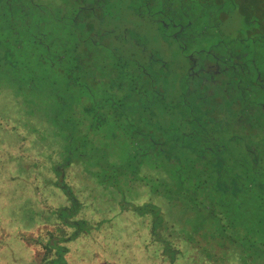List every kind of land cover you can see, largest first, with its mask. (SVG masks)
I'll return each instance as SVG.
<instances>
[{
    "label": "trees",
    "instance_id": "16d2710c",
    "mask_svg": "<svg viewBox=\"0 0 264 264\" xmlns=\"http://www.w3.org/2000/svg\"><path fill=\"white\" fill-rule=\"evenodd\" d=\"M53 1L0 0V96L12 107L0 109V131L15 136L12 148L31 137L40 161L47 149L56 152L57 160L45 158L54 181H43L67 203L50 209L54 233L32 244L21 236L30 264H68L71 242L100 229L79 217L83 205L67 184L72 169L81 186L88 183L92 201L108 195L119 212L147 220L148 245L161 264H264L260 118L246 127V104L236 113L193 106L184 74L175 80L177 99L165 95L153 84L156 71L147 69L155 59L121 28L123 19L104 13L108 0ZM185 2L131 0V9L161 19L170 37ZM156 3L161 9L150 12ZM47 130L49 147L35 146ZM14 161L26 160L0 158V167ZM46 184L39 181V190Z\"/></svg>",
    "mask_w": 264,
    "mask_h": 264
},
{
    "label": "rangeland",
    "instance_id": "374dc122",
    "mask_svg": "<svg viewBox=\"0 0 264 264\" xmlns=\"http://www.w3.org/2000/svg\"><path fill=\"white\" fill-rule=\"evenodd\" d=\"M34 1L44 4H48L50 1L54 3L53 0ZM184 4L185 9L179 7L178 10L181 9L189 13L190 17H194L195 20H191L192 28L197 29L204 24H212V21L218 24L217 30L214 29L208 33L210 44L214 42L212 39L216 38L223 41L232 40L234 37H240L242 40L244 38L246 40L241 46L242 50L248 56L254 53L259 62L264 59V4L262 1L188 0ZM131 7V0H108L103 9L104 13L109 11L117 15L118 19L127 18L126 21L130 26L125 25V27L130 29L129 33L135 36L143 47L142 49L155 59L147 67L149 71H156L153 84L164 90L165 95L177 99V96L174 95V88L177 89L174 82L180 76L179 70L183 69L182 66L185 63L182 58L183 54L167 35L170 31H165L159 24L134 14ZM152 7L150 12L161 9L159 3ZM212 13L213 15L210 17ZM187 18H184L183 21H186ZM260 22L263 23L262 27L258 26ZM253 30H262L261 34L259 32L253 34L256 42L253 38H245ZM210 44L195 42L189 49L196 51L199 46L207 47ZM159 64H163L166 71L161 70L159 73L157 71ZM8 98L9 96H0L1 110L3 107L7 111L12 110V107L7 103ZM5 110L3 111L5 112ZM0 113L3 114V112ZM41 125L44 126V124ZM14 139L15 136L10 132L0 133V141L5 143V145L0 143V158L7 160L12 155L17 157L22 155L26 160L25 163L14 161L11 167H7V162L0 167V239H2L0 253L3 255L0 264H30L32 262L30 260L31 251L29 247L24 246L21 236L32 244L35 243V240H42L45 234L54 233L56 226L51 225L53 219L51 220L50 217V209L59 205L65 206L67 203L60 190L49 182L46 184L43 181V179L54 181L53 175L50 174L51 171L47 170L45 158L50 156L57 160L56 152L51 148L47 149V156H41V161L38 156L41 153V149L37 146L38 143H47V147H49L50 131H46L45 139L40 137L34 142L37 147H34L33 150L30 149L31 137L26 138L21 144L17 141V144L12 148ZM29 163L36 164L34 169L25 167ZM40 163L42 170L37 171L36 167ZM75 171V169L69 171L68 177H70L67 184L71 186L79 202L83 205L79 217L85 218L84 220L88 223H99L100 229L93 231L90 238L81 235L79 240L71 242L66 262L68 264H161L159 258L152 256L153 246L148 245L147 220L131 212H119V204L116 206L113 204L114 198H106L108 195L101 198L98 195V193L106 191L105 188L100 189V192L99 190L94 192L95 197L101 198V200L92 201L89 193L93 192L87 187L88 183L81 186L76 180ZM39 181L46 184L45 190L44 188L42 191L39 190ZM34 185L37 187L35 188ZM36 193L39 194V199L36 197ZM112 195L117 196L114 192ZM47 221L50 223H46ZM60 228L66 232L70 231L61 226Z\"/></svg>",
    "mask_w": 264,
    "mask_h": 264
},
{
    "label": "flooded vegetation",
    "instance_id": "af4514ba",
    "mask_svg": "<svg viewBox=\"0 0 264 264\" xmlns=\"http://www.w3.org/2000/svg\"><path fill=\"white\" fill-rule=\"evenodd\" d=\"M189 15L185 11H177L171 24L172 32L170 33V38L177 45L180 53L183 54L182 58L185 60L183 69L179 70L181 72L179 75H185L187 99L193 106L201 105L203 110L213 108L215 111L219 109L225 111L228 109L235 113L240 112L243 105L246 104L244 110L247 115L244 114L241 117L243 120V125H241L246 127L252 124L256 125L257 123L255 124L251 119L257 121L259 118L260 123L264 124V59L259 62L254 53L248 56L242 50L241 46L246 40L244 38L242 40L240 37H234L228 41L211 38L214 42L210 44L208 33L214 29L217 30L218 24L212 21V24H204L197 29L192 28L191 20L194 21L195 19ZM212 15L213 13L210 14V17ZM186 17H188L187 20L183 21ZM126 19H123L121 28L130 31L129 28L125 27V25L130 26ZM147 20L159 24L165 30L167 29L161 19ZM248 21L251 22V20ZM116 23L121 26V21ZM261 24L263 23L260 22L258 26L264 25ZM257 32L261 34L262 30H253L245 38H253L256 42L253 34ZM195 42H206L210 45L207 47L199 46L198 50L192 51L189 48ZM238 44L240 45L237 46ZM257 64L260 65V68ZM251 69L258 71L255 75V81L248 80V77H251ZM178 81L175 82L177 92L179 90ZM251 103L257 104L261 111L255 114L257 108L252 107Z\"/></svg>",
    "mask_w": 264,
    "mask_h": 264
}]
</instances>
